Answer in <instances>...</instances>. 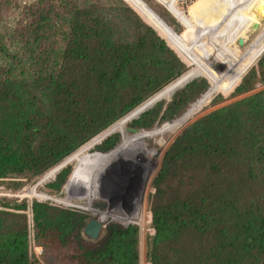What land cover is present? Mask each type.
Segmentation results:
<instances>
[{
	"label": "trees",
	"instance_id": "obj_1",
	"mask_svg": "<svg viewBox=\"0 0 264 264\" xmlns=\"http://www.w3.org/2000/svg\"><path fill=\"white\" fill-rule=\"evenodd\" d=\"M262 6L264 0H0V182L11 178L20 189L38 180L258 21ZM263 50L264 25L216 60L224 69L212 64L124 126L128 142L154 132L165 147L166 135L215 93L263 86L197 118L166 150L149 199V264H264ZM121 135L95 145L72 172L63 167L45 184L47 193L58 198L65 185L71 199L89 204L93 191L102 196ZM29 199L0 200V264H42L34 245H43L45 233L82 264H140L138 224L111 221L91 240L83 235L84 209Z\"/></svg>",
	"mask_w": 264,
	"mask_h": 264
},
{
	"label": "rangeland",
	"instance_id": "obj_2",
	"mask_svg": "<svg viewBox=\"0 0 264 264\" xmlns=\"http://www.w3.org/2000/svg\"><path fill=\"white\" fill-rule=\"evenodd\" d=\"M258 11H261V12L263 11L262 17L258 20V21H260L261 19L264 18V6L258 8ZM9 20H10V22L15 21V19H13V18H9ZM258 21H256V22H258ZM255 23L251 24V26H253ZM250 27H248V28H250ZM248 28H245L243 30L245 31ZM242 31H241V33H242ZM247 38H249V37L244 38V40ZM243 41H241V42H243ZM208 53H209V51H208ZM209 57H210V53L207 56V58H209ZM207 58H205V59H207ZM255 62H254V64H255ZM216 63H221V62H216ZM223 69H224V65H223ZM167 86H169V85H167ZM262 87H263L262 85H260V86L258 85L256 89L249 91L247 93L241 94V95H236V96L231 95L236 87L229 94H226L223 92L215 93L213 95V97L209 100V103L200 111V113L197 116H195L193 119H191L185 125H183L174 135H172V136L168 135V134L166 135L167 136L166 137L167 144L165 145V147L159 146L156 135L154 134V132L152 134H147L145 137L140 138V139H143L147 144L146 150L143 153H141V155H140L141 158L139 157L138 160H130V161H128L126 159L122 160L121 162H119L117 164V166L115 167L111 176H109L111 173V170L113 169V166L115 164V158L117 155L116 154L112 160V164L110 166L109 173L105 174L106 177H105L104 183H103L104 184V191H103L102 196H97L96 198L92 197L89 204L86 202V197H85V199L84 198L83 199H77V198L71 199L70 197H65V194H66L65 193V185L59 193H56L53 195L57 196L59 198H62L64 200L70 201V203L67 205H65L63 203H59V204H63L65 206H75V207L77 206L79 208H81L82 205L86 204V205H90L93 208H97L100 211H105L108 208H110V207L112 208L114 206H119V207L124 208V209H132L133 206L137 202H140L141 204H143L142 206L145 209V226H144V230H142V227L139 224L140 225L139 226L140 227V246H139L140 247V264H149V262L147 261V258H146L147 238L151 232L150 220H149V199L151 197V194L154 192L153 180L162 167V162H163V158H164V155L166 153V150L168 149L170 144L174 141L176 136L187 125H189L191 122H193L197 118L203 116L204 114H206L212 110H215L217 108H220V107L228 105V104H231V103L235 102L236 100H238V99H240V98H242L248 94H251L254 91H256ZM173 90L174 89H172L170 91V93ZM170 93H167L168 95L162 94V97H168L170 95ZM213 99H216V101L213 102ZM191 103H190V105H191ZM179 116H177L176 118H178ZM176 118H174V119H176ZM174 119H172L170 121H173ZM165 122H168V121H164V122L160 123L159 125L153 127L150 130L149 129H146V130L143 129V132L144 133L145 132H151L152 130L157 129L158 127L164 125L163 123H165ZM127 124H126V126H127ZM129 128H131V129H129ZM128 130H129V132H134L132 130V126H129V125H128ZM139 131H142V130H139ZM118 133H120V132H118ZM121 140H122V135H121ZM137 140H135V141H137ZM135 141H129V142H135ZM120 149H122V150L124 149V143L122 144V147ZM120 149H118V150H120ZM112 153H114V152H112ZM105 161H106V159H105ZM146 163H152L156 167H154L155 171L153 172L151 177L148 178L147 182L144 184L142 191L140 193V189H141L140 188V180H141L143 170H144V166L146 165ZM70 165L72 167V169H71V172H72L74 165L73 164H70ZM102 170H103V168H102ZM102 170H101V172H102ZM101 172L98 175L97 181L99 180ZM42 176H40L38 178V180H36L35 182H29V183L23 185L20 189H15L13 187V185L11 184L12 182L10 181L13 179H11V178H9V181L0 182V200H3L4 202H6V201L15 202L16 200L20 201L24 198L29 199L30 196L27 195L25 193V191L28 188H30L31 186H34L41 179ZM53 180H55V179H51V181H53ZM51 181H46L45 183L39 185L38 190H42L43 192H47L45 189V184L49 183ZM97 181H96V184H97ZM30 199L33 200V199H38V198H30ZM38 200H44V199L39 198ZM56 203H58V202H56ZM96 203L102 204L103 207L96 206L95 205ZM81 209H83V208H81ZM85 211H87V210H85ZM87 212L89 213V216H90L89 219L92 216L99 217L98 214L93 215L90 211H87ZM111 221L116 222V223H120V224H124V225L131 224V223L127 224V222H135L136 224H138L137 221H133V220L123 221L120 219H116L114 217H108L107 219H104V223L106 225ZM83 235H84V233H83ZM84 236L87 239H90L86 235H84ZM38 241H40V244L42 243L43 245H38V244L36 245L35 244L34 245V252L36 253V255H38L40 257L42 264H82L79 256L76 257L75 255H73V253L64 249L60 245V243L57 241L56 236L53 233H45V234L41 235L40 239ZM42 246L44 248V253L41 256ZM36 248H38V249H36ZM39 251H40V253H39Z\"/></svg>",
	"mask_w": 264,
	"mask_h": 264
},
{
	"label": "bare ground",
	"instance_id": "obj_3",
	"mask_svg": "<svg viewBox=\"0 0 264 264\" xmlns=\"http://www.w3.org/2000/svg\"><path fill=\"white\" fill-rule=\"evenodd\" d=\"M264 25V18L260 21L256 22L253 26L243 31L241 34H239L236 38L232 39L225 47H221L217 51H215L212 55H210L209 58L204 59L201 63L193 67L191 70H189L187 73L176 79L173 84H171L169 87H167L165 90L158 92L148 100H146L143 104L146 102H150L155 97L159 100L162 97V94L170 93L172 89L177 88L178 90L180 87H182L186 82L190 81L193 77L204 71L206 68L210 67L212 64L216 63L217 59L229 52L233 47H235L237 44H239L241 41L244 40V38L249 37L252 38V34L256 32L261 26ZM249 69V68H248ZM247 69V70H248ZM247 72V71H246ZM245 72V73H246ZM244 73V74H245ZM243 74V75H244ZM242 75V76H243ZM241 76V77H242ZM230 82V81H229ZM228 82V83H229ZM168 95V94H167ZM157 100V99H156ZM155 101H151L150 104H153ZM141 104V105H143ZM192 106V105H191ZM138 109V107H137ZM137 109L133 110L132 112L125 115L121 120L116 122L114 125H112L110 128H108L106 131L101 133L99 136L95 137L93 140H91L89 143L84 145L81 149L77 150L75 153L71 154L69 157L65 159L66 165L73 164L77 159L84 156L90 149H92L95 145L101 144L108 136L120 132L123 136V143H124V149L117 153L115 158V164L113 166V169L111 170V174L113 173L115 167L119 162L122 160H138L141 153H143L146 150L147 144L143 139H139L135 142H128L127 138L125 137V129L124 126L126 123L131 121L132 119L136 118L139 115V112H135ZM109 155V154H108ZM141 158V157H140ZM147 161V160H146ZM157 163V162H156ZM105 164V163H104ZM156 165V164H155ZM156 166L152 163H146L144 166L143 174L140 180V193L142 191V188L144 184L147 182L148 178L151 177L153 172L155 171ZM58 173V169L55 167L51 168L49 171H47L40 179L39 184H35L34 186H31L28 188L25 193L30 196V198H40L44 200H53V201H59L58 203H64L69 204L70 201L64 200L62 198H53L50 196L47 192H43L42 190H38L39 185L45 183L46 181H51V179H54L55 175ZM147 186V185H146ZM94 193V191H93ZM93 193L91 195V199L93 197ZM26 195V196H27ZM135 196V195H134ZM136 201V200H135ZM140 202H137L132 209H124L119 206L110 207L105 211H100L97 208H93L90 205H82L81 207L84 210L90 211L93 214H98L99 217L104 221V219H107L108 217H114L116 219H120L123 221L133 220L137 221L141 227L142 230H144L145 226V209L142 206ZM129 208V207H128ZM101 214V215H100Z\"/></svg>",
	"mask_w": 264,
	"mask_h": 264
},
{
	"label": "water",
	"instance_id": "obj_4",
	"mask_svg": "<svg viewBox=\"0 0 264 264\" xmlns=\"http://www.w3.org/2000/svg\"><path fill=\"white\" fill-rule=\"evenodd\" d=\"M264 51V50H263ZM262 51V52H263ZM157 99V100H156ZM151 101H155L153 104H150L151 103ZM150 102H146L145 104H143V105H140L139 107H138V109L135 111V112H139V115L142 113V112H144V111H146V110H148V109H150V108H152L153 106H154V104L156 103V102H158L159 101V99L158 98H154V99H152ZM139 115L137 116V117H139ZM129 129H131V128H129ZM132 130L133 131H137V129H134V128H132ZM66 161L64 160V161H62L61 163H59L58 165H56V168L58 169V172H60L61 170H62V168L63 167H65L66 166ZM57 177V174L55 175V177H54V179ZM39 182H40V180L36 183V185L37 184H39ZM56 202H59V201H56ZM64 204V203H63ZM65 205H67V204H65ZM96 206H100V207H103V205L102 204H99V203H96L95 204ZM77 207V206H76ZM82 208V207H81ZM92 213V212H91ZM93 214V213H92ZM94 215V214H93ZM128 223H135V222H127V224ZM138 225H139V223H138ZM106 226V224L104 223V221L100 218V217H96V216H92L90 219H89V221L87 222V224H86V226L84 227V230H83V233H84V235H86L87 237H89L91 240H96V239H98V237L100 236V233H101V231L103 230V228ZM140 226V225H139Z\"/></svg>",
	"mask_w": 264,
	"mask_h": 264
},
{
	"label": "built area",
	"instance_id": "obj_5",
	"mask_svg": "<svg viewBox=\"0 0 264 264\" xmlns=\"http://www.w3.org/2000/svg\"><path fill=\"white\" fill-rule=\"evenodd\" d=\"M259 86H260V85H259ZM36 249H38V248H36ZM36 249H35V250H36ZM39 253H40V251H39ZM37 256H38V255H37ZM38 257H39V256H38Z\"/></svg>",
	"mask_w": 264,
	"mask_h": 264
}]
</instances>
